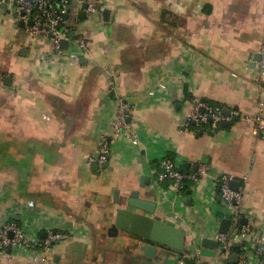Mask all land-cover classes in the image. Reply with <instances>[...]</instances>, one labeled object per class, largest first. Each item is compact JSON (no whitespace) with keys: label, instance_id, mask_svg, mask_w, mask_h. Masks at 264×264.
I'll list each match as a JSON object with an SVG mask.
<instances>
[{"label":"crops","instance_id":"crops-1","mask_svg":"<svg viewBox=\"0 0 264 264\" xmlns=\"http://www.w3.org/2000/svg\"><path fill=\"white\" fill-rule=\"evenodd\" d=\"M14 2L0 0V224L68 236L48 252H0V264H181L149 258L141 237L113 230L117 210L138 191L156 204L152 216L184 229L187 248L203 247L231 217L217 175L240 182L251 238L264 236V138L248 120L264 116V0H100L107 20L82 18L87 0H72L60 53L26 32ZM120 98L134 108L117 133ZM197 98L243 117L212 131L187 124ZM102 137L112 153L95 169ZM165 155L211 171L176 198L155 186ZM204 259L224 260L209 248Z\"/></svg>","mask_w":264,"mask_h":264},{"label":"built area","instance_id":"built-area-1","mask_svg":"<svg viewBox=\"0 0 264 264\" xmlns=\"http://www.w3.org/2000/svg\"><path fill=\"white\" fill-rule=\"evenodd\" d=\"M72 0H15L13 11L18 20L24 21L25 30L33 37L50 38L57 53L62 52V40L68 38L66 27V15L69 14L68 6ZM85 11L88 14L102 12L103 6L100 0H87ZM32 24H29V21ZM80 48H86L84 38L74 40ZM258 61L260 68V81L264 80V49L261 51ZM184 78V75L180 76ZM154 91L150 95H154ZM133 104L120 98L117 100V119L115 121L116 132L120 133L128 125V119L133 110ZM264 108H262V111ZM243 117L239 110L226 113L220 105L213 104L199 98L194 100L192 111L187 115V124H194L201 129L217 128L222 123L233 122ZM254 125V132L264 138V116L257 115L248 119ZM138 143V140H134ZM112 153L111 141L102 137L96 156L89 159L90 164H97L99 169L107 166ZM159 170L155 176V186L160 190L172 189L178 196H184L188 185L199 184L211 171V166L205 163L198 164L195 168L184 170L176 159L165 155L158 162ZM232 177L217 175L214 178V186L221 199L230 211L231 224L226 233L217 231L215 240L219 245L213 249L216 256L224 259L222 262L211 263L204 259L205 248L193 245L185 250L184 255L189 257L193 264H264V236L251 238L253 229L247 219L243 223L244 211L242 207V191L231 187ZM249 221V222H248ZM65 232L48 231L46 237L39 235L30 236L17 219H9L0 224V252H28L38 250L48 252L59 241L67 237ZM239 243V246H235ZM231 254L238 255V261L229 260ZM181 264H185L180 260Z\"/></svg>","mask_w":264,"mask_h":264},{"label":"water","instance_id":"water-1","mask_svg":"<svg viewBox=\"0 0 264 264\" xmlns=\"http://www.w3.org/2000/svg\"><path fill=\"white\" fill-rule=\"evenodd\" d=\"M87 6L88 3H85L84 9H86ZM71 8L72 1L68 6L69 12L71 11ZM84 9L80 13L82 18L86 17V11ZM103 14L107 20L110 12L105 9ZM65 18L68 19L69 14H67ZM20 24L22 26L25 25L24 21H20ZM29 24H32L31 20L29 21ZM70 37H75V31L71 32ZM62 46L63 48L68 49L70 46V40L63 39ZM261 56V53H259L258 59H260ZM223 125H227V123H223ZM210 131H212V129H210ZM94 168L98 169L99 167L95 164ZM239 185V181L232 179L231 187L233 189L237 190ZM155 207V203L140 198V193L138 191H133L123 206L117 210L116 219L112 225V229L116 232L119 230L131 232L141 237L145 242L141 247V250L149 258H159L162 253H165L166 261L172 254L176 259L183 261L185 264H193V261L184 255L185 250L187 249V246L185 245L186 234L184 229L152 216L151 214H154ZM246 222L247 219L244 218L243 223ZM230 224L231 220L229 218L223 219L220 225V231L226 233ZM202 245L205 248L215 249L218 247L219 243L215 239L205 237L202 240ZM235 246H239V243H236ZM229 260L231 262L238 261V255L231 254Z\"/></svg>","mask_w":264,"mask_h":264},{"label":"trees","instance_id":"trees-1","mask_svg":"<svg viewBox=\"0 0 264 264\" xmlns=\"http://www.w3.org/2000/svg\"><path fill=\"white\" fill-rule=\"evenodd\" d=\"M186 191L188 192V187L186 188Z\"/></svg>","mask_w":264,"mask_h":264},{"label":"rangeland","instance_id":"rangeland-1","mask_svg":"<svg viewBox=\"0 0 264 264\" xmlns=\"http://www.w3.org/2000/svg\"><path fill=\"white\" fill-rule=\"evenodd\" d=\"M194 247L192 246V249H193Z\"/></svg>","mask_w":264,"mask_h":264}]
</instances>
